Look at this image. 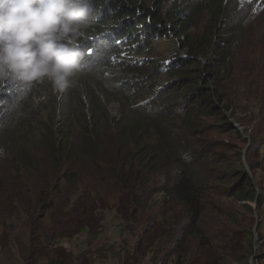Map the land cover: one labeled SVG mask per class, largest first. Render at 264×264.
Returning a JSON list of instances; mask_svg holds the SVG:
<instances>
[{
	"label": "trees",
	"instance_id": "trees-1",
	"mask_svg": "<svg viewBox=\"0 0 264 264\" xmlns=\"http://www.w3.org/2000/svg\"><path fill=\"white\" fill-rule=\"evenodd\" d=\"M92 4L100 18L78 42L87 63L67 91L0 81V197L21 196L48 264H91L53 247L98 236L107 213L132 223L155 195L161 208L121 264H144L150 248L153 264L160 254L186 264L192 245L201 264H250L255 239L220 207L227 198L264 207V0ZM161 38L184 56H159ZM246 112L257 123L243 140ZM229 134L240 144L219 140ZM208 213L223 218L218 238L204 228Z\"/></svg>",
	"mask_w": 264,
	"mask_h": 264
},
{
	"label": "clouds",
	"instance_id": "clouds-1",
	"mask_svg": "<svg viewBox=\"0 0 264 264\" xmlns=\"http://www.w3.org/2000/svg\"><path fill=\"white\" fill-rule=\"evenodd\" d=\"M99 18L92 0H0V81L64 93L87 63L78 42Z\"/></svg>",
	"mask_w": 264,
	"mask_h": 264
},
{
	"label": "rangeland",
	"instance_id": "rangeland-1",
	"mask_svg": "<svg viewBox=\"0 0 264 264\" xmlns=\"http://www.w3.org/2000/svg\"><path fill=\"white\" fill-rule=\"evenodd\" d=\"M151 48L164 58H171L176 49L175 42L169 38L156 39ZM254 115L256 118L258 113L256 112ZM238 117L252 120L248 112L239 113ZM256 123V119L252 120L246 126V133L242 131L243 140H245L244 138L250 139L253 136ZM240 129L243 130L244 128ZM219 140L224 143L240 144L237 137L232 134L220 136ZM246 149L247 145L243 146L244 156ZM12 194V192H6L4 197H0V264H48V260H45V258L38 259L40 248L34 246L32 237L29 235L30 224L33 223L34 227L36 226L32 220L33 217L25 209H19L16 206L21 196L15 195L12 201L5 204L6 198ZM162 197L161 195L153 196L152 203L148 206L151 209L142 211L140 208V212L137 211L136 213V220H133L132 223L125 224L123 221L118 220L113 213H107L106 219L101 224L102 232L98 236L81 235L71 241L60 240L53 248L58 249V254L63 252L68 255L71 252L76 256L79 253L86 252L91 264H121L124 251L131 252L134 250L138 241L142 238L145 221L148 220L149 216L158 213L161 208ZM157 201L158 203H156ZM248 204L252 208L251 212L243 207L244 203H236L233 199L227 198L220 209L222 211L235 210L238 212L240 219H242L247 230L250 231L256 241L254 246L257 249V254L252 264H260L261 262L257 263L256 257H259V252H264V226L262 227L263 238L260 237L258 226L262 221L264 222V207L260 206L258 208L254 203ZM222 221V217L217 219L213 213H208L204 221V228L208 231V235L218 238L219 234L224 232L220 224ZM236 240L239 241V237ZM184 249L186 248L184 247ZM195 249H197V246L192 245L191 252L186 257V264H201L199 257L194 254ZM155 254V249L150 248L143 263L153 264L151 258ZM234 255L237 256L238 253H234ZM204 261L206 262V260ZM156 263L173 264L174 258L165 259L163 254H160Z\"/></svg>",
	"mask_w": 264,
	"mask_h": 264
},
{
	"label": "water",
	"instance_id": "water-1",
	"mask_svg": "<svg viewBox=\"0 0 264 264\" xmlns=\"http://www.w3.org/2000/svg\"><path fill=\"white\" fill-rule=\"evenodd\" d=\"M164 39H165V38H164ZM173 41L175 42V48H176V49H175V54L178 53V54L184 56V52L180 50L179 45H178V42H177L176 40H173ZM226 116H227L228 118H230V115H229V114H227ZM232 125H233L234 127H237V124H236L234 121H232ZM239 130L242 131V129H240V128H239ZM243 138H244V137H243ZM248 144H249V143H248ZM242 161H243V164H244V166H245V168H246V172L249 174L250 171H249L248 166H247V164H246V162H245L244 152H243V160H242ZM250 176H251V175H250ZM257 195H258V193H257ZM254 204H255V203H254ZM253 243H254L253 245H255L256 241H254ZM256 254H257V249H256V247L254 246V253H253V256H252L251 259H250V264H252V262L254 261Z\"/></svg>",
	"mask_w": 264,
	"mask_h": 264
},
{
	"label": "built area",
	"instance_id": "built-area-1",
	"mask_svg": "<svg viewBox=\"0 0 264 264\" xmlns=\"http://www.w3.org/2000/svg\"><path fill=\"white\" fill-rule=\"evenodd\" d=\"M263 151H264V148H263Z\"/></svg>",
	"mask_w": 264,
	"mask_h": 264
}]
</instances>
